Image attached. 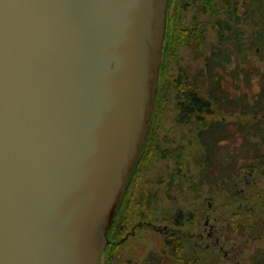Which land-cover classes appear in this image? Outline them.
Returning a JSON list of instances; mask_svg holds the SVG:
<instances>
[{
  "label": "water",
  "instance_id": "obj_1",
  "mask_svg": "<svg viewBox=\"0 0 264 264\" xmlns=\"http://www.w3.org/2000/svg\"><path fill=\"white\" fill-rule=\"evenodd\" d=\"M168 0H0V264H100L142 151Z\"/></svg>",
  "mask_w": 264,
  "mask_h": 264
},
{
  "label": "rangeland",
  "instance_id": "obj_2",
  "mask_svg": "<svg viewBox=\"0 0 264 264\" xmlns=\"http://www.w3.org/2000/svg\"><path fill=\"white\" fill-rule=\"evenodd\" d=\"M194 9L187 8V21ZM208 35L213 36L211 29ZM202 66V59L181 46L167 62V81ZM174 85L166 87L163 104L156 110L154 140L144 150L146 158L134 165L118 205L117 239L107 237L108 250L102 252L100 264H254L251 255L264 250V171L246 178L233 173L199 185V166L192 156L200 150L198 127L176 121ZM233 116L223 114L225 120ZM257 189L261 197L253 208L252 227L245 207ZM175 217L181 224L173 223ZM167 237L181 245L177 255L166 252Z\"/></svg>",
  "mask_w": 264,
  "mask_h": 264
},
{
  "label": "trees",
  "instance_id": "obj_3",
  "mask_svg": "<svg viewBox=\"0 0 264 264\" xmlns=\"http://www.w3.org/2000/svg\"><path fill=\"white\" fill-rule=\"evenodd\" d=\"M189 6L195 9L187 21ZM208 29L213 31L212 37ZM181 46L202 59L203 66L168 83L167 62ZM171 83L176 88V121L198 127L200 150H194L192 156L199 166V185L233 173L246 178L264 171V0H169L155 106L138 161L146 158L144 150L154 140L156 110ZM226 113L233 118L225 120ZM260 197L257 189L249 199L252 207H245L252 227L256 223L253 208ZM179 219L175 217L173 223L181 224ZM165 244L170 256L177 255L179 243L167 237ZM107 250L108 245L103 252ZM251 259L254 264H264V250L258 249Z\"/></svg>",
  "mask_w": 264,
  "mask_h": 264
},
{
  "label": "flooded vegetation",
  "instance_id": "obj_4",
  "mask_svg": "<svg viewBox=\"0 0 264 264\" xmlns=\"http://www.w3.org/2000/svg\"><path fill=\"white\" fill-rule=\"evenodd\" d=\"M120 211V210H119ZM118 215H120V212L118 213ZM119 216H118V218H117V222H116V224L112 227V229H111V232L109 233V235H107V237H108V240L109 241H114L115 239H117V234L119 233V228L120 227H118V223H119ZM118 227V228H117ZM108 241V242H109ZM108 244V243H107ZM111 244V243H110ZM109 244V245H110ZM101 258V257H100Z\"/></svg>",
  "mask_w": 264,
  "mask_h": 264
}]
</instances>
